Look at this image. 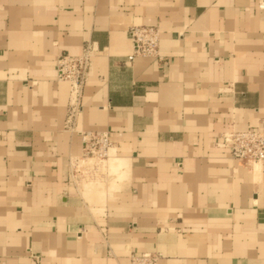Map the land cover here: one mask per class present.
Returning a JSON list of instances; mask_svg holds the SVG:
<instances>
[{
    "label": "crops",
    "instance_id": "crops-1",
    "mask_svg": "<svg viewBox=\"0 0 264 264\" xmlns=\"http://www.w3.org/2000/svg\"><path fill=\"white\" fill-rule=\"evenodd\" d=\"M157 25L163 61L129 28ZM96 51L74 127L57 58ZM264 128V0H0V264H264V160L228 131ZM80 131L111 157L73 177Z\"/></svg>",
    "mask_w": 264,
    "mask_h": 264
},
{
    "label": "built area",
    "instance_id": "built-area-1",
    "mask_svg": "<svg viewBox=\"0 0 264 264\" xmlns=\"http://www.w3.org/2000/svg\"><path fill=\"white\" fill-rule=\"evenodd\" d=\"M132 49L128 61L137 57L155 59L162 62L159 50L160 29L157 25H134L129 28ZM96 48L86 43L79 54H61L57 58V79L69 84L66 128H73L82 109V97L92 66V56ZM82 153L71 160L73 177L93 179L101 173L111 157L113 142L109 131H80ZM221 145L228 149L231 157L245 165L264 160V128H249L242 131H228L221 135ZM158 253L143 252L129 257L130 264H158Z\"/></svg>",
    "mask_w": 264,
    "mask_h": 264
}]
</instances>
